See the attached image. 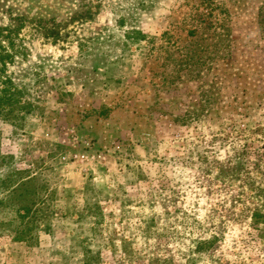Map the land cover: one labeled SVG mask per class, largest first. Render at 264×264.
I'll list each match as a JSON object with an SVG mask.
<instances>
[{"label":"rangeland","instance_id":"obj_1","mask_svg":"<svg viewBox=\"0 0 264 264\" xmlns=\"http://www.w3.org/2000/svg\"><path fill=\"white\" fill-rule=\"evenodd\" d=\"M18 23L0 180L42 205L31 244L0 209V264H264V0H0Z\"/></svg>","mask_w":264,"mask_h":264},{"label":"trees","instance_id":"obj_2","mask_svg":"<svg viewBox=\"0 0 264 264\" xmlns=\"http://www.w3.org/2000/svg\"><path fill=\"white\" fill-rule=\"evenodd\" d=\"M23 25L0 27V120L23 119L31 112L32 104L23 100V90L14 83L8 65L21 53L18 33ZM126 41H143L147 36L132 29L124 35ZM11 157L0 154V167L8 165ZM36 176L28 170L12 168L0 180V209H7L13 215L9 225L14 233L13 240L31 244L35 238L42 196L33 185Z\"/></svg>","mask_w":264,"mask_h":264}]
</instances>
